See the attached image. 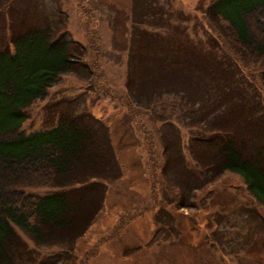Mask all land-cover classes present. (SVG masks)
Here are the masks:
<instances>
[{
    "label": "rangeland",
    "instance_id": "374dc122",
    "mask_svg": "<svg viewBox=\"0 0 264 264\" xmlns=\"http://www.w3.org/2000/svg\"><path fill=\"white\" fill-rule=\"evenodd\" d=\"M212 1L9 0L3 9L0 0V23L11 15V31L63 28L80 59L27 107L21 130L49 129L62 115H76L108 136L103 172H110L111 154L117 176L72 186H103L100 207L73 243L39 246L16 230L21 245L10 264H264V206L239 175L224 171L206 182L200 172L215 150L207 145L227 136L220 124L264 143V60L233 46L225 22L206 11ZM144 29L165 35L149 48L137 42ZM192 45L198 52L183 55ZM194 136L200 161L188 148Z\"/></svg>",
    "mask_w": 264,
    "mask_h": 264
},
{
    "label": "trees",
    "instance_id": "16d2710c",
    "mask_svg": "<svg viewBox=\"0 0 264 264\" xmlns=\"http://www.w3.org/2000/svg\"><path fill=\"white\" fill-rule=\"evenodd\" d=\"M8 3L4 0L3 9ZM206 11L225 22L223 33L234 47L264 60V0H213ZM9 19L0 23V264H10L14 248L21 245L16 230L39 246L73 243L100 207L103 186H72L86 177H117L113 175L116 163L111 154L110 172H103V161L107 162L106 154L110 152L109 144L106 148L108 136L99 137L96 128L76 115H62L49 129L29 133L21 130L27 107L43 99L47 88L60 75L73 70L80 59L77 43L66 39L63 28L56 31L47 25L11 31L14 27ZM140 23L144 21L137 20V26ZM137 31L131 35V44ZM139 32L142 35L137 42L149 48H154L153 40L165 35L152 29ZM187 42L191 45L193 39L184 35L182 43ZM141 44L136 48L132 45L130 51L135 54ZM196 52L198 49L192 45L183 55ZM220 64L221 60L216 61L215 68ZM260 76L264 87V70ZM219 102L215 105L221 107ZM196 107L191 108V118L197 115ZM252 109L254 105L250 104L247 111ZM220 125L222 135L227 136L207 145L214 146L217 153L213 150V156L200 164L202 176L211 182L224 171L233 172L241 177L249 195L264 206V143L259 141L257 146L238 135L240 130ZM196 140L197 136L192 137L188 148L192 158L200 161L194 150L202 143ZM167 148L166 142L163 151L169 168L173 160L168 159L173 157L166 154ZM39 188L52 190L42 195L28 192Z\"/></svg>",
    "mask_w": 264,
    "mask_h": 264
}]
</instances>
